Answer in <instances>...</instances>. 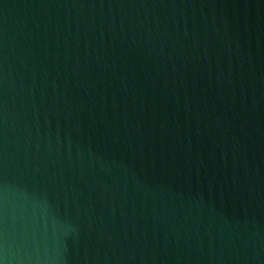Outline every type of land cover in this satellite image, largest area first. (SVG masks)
<instances>
[{
	"label": "water",
	"instance_id": "obj_1",
	"mask_svg": "<svg viewBox=\"0 0 264 264\" xmlns=\"http://www.w3.org/2000/svg\"><path fill=\"white\" fill-rule=\"evenodd\" d=\"M0 264H264V0H0Z\"/></svg>",
	"mask_w": 264,
	"mask_h": 264
}]
</instances>
